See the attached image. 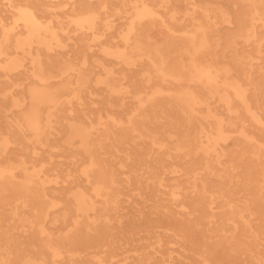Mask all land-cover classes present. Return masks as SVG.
<instances>
[{"label":"bare ground","instance_id":"1","mask_svg":"<svg viewBox=\"0 0 264 264\" xmlns=\"http://www.w3.org/2000/svg\"><path fill=\"white\" fill-rule=\"evenodd\" d=\"M21 17L32 37L39 39L42 32L48 31L41 30L32 14ZM154 17L145 6L133 22L141 24L143 19ZM246 19L251 22L248 29L253 28L252 32L236 30L234 38L248 37L246 42H257L254 54L262 58V35L255 26L264 17L256 12ZM133 29L131 26L128 35L134 33ZM147 31L137 30V57L150 60L142 78L146 98L143 101L142 92H137V104L143 109L131 112L126 122L107 112L106 116L100 113L96 123L88 112L78 109L74 111L83 121L66 124L61 100L71 88L67 85L61 93L47 88L43 76L51 73L40 64L35 74L46 85L30 90L31 106L23 109L26 112L17 130L7 129L0 153L9 154L8 136L24 144V138L31 135L34 139L28 141V147H19L22 153L35 155L39 145L48 150L57 148L81 160L72 162L74 168L63 179L68 183L65 188L57 187L65 169L54 176L43 175L39 169L30 170L25 158L15 163L11 157L8 166L0 167V223L9 218L20 230L21 222L26 220L41 242L33 248V256L26 257L16 249L18 239L0 227V264H124L125 260H116L119 251L134 252L139 259L135 264H151L156 252L145 251L149 246L144 239L120 228L124 190L134 185L137 191L144 190L155 198L150 214L139 211L137 216L161 228L160 233L149 236L156 242L180 243L183 250L192 253L194 264H241L246 260L264 264V257L255 250L259 234L253 229L252 217L235 196L236 185L249 183L252 171L264 167V70L255 69L260 64L253 61L251 51L237 46L229 67L200 61L211 55L203 56L208 49L207 30H197L199 42L196 34L186 41L178 37L165 43L168 56L147 54L141 38ZM52 35L59 41L57 34ZM10 40V33L5 32L0 53L3 47H12ZM30 45V40H19L13 47L26 50ZM195 54L203 57L196 58ZM213 60L219 61V55ZM48 65L57 67L50 61ZM16 66L8 65L6 69ZM154 77L162 82L171 78L179 84L198 82L202 92L181 91L170 95L171 103L157 102V92H147ZM85 83V79L79 81L76 97ZM107 85L113 93L122 92L116 84ZM216 102L223 106L222 112L211 107ZM172 105L181 107L179 121L170 112ZM43 112H47L46 124ZM247 123L254 127L255 134L247 131ZM55 128L59 138L56 146L48 139ZM233 134L242 150L228 154L224 147ZM13 155L18 154L13 151ZM170 156H175L185 170L183 178L176 167L168 164ZM242 168L247 169V181L239 173ZM125 175L129 177L123 178ZM52 211L57 212L51 218ZM47 222L61 224L65 230L50 232ZM113 228L124 234L121 245H116ZM139 250L143 254L137 255Z\"/></svg>","mask_w":264,"mask_h":264},{"label":"rangeland","instance_id":"2","mask_svg":"<svg viewBox=\"0 0 264 264\" xmlns=\"http://www.w3.org/2000/svg\"><path fill=\"white\" fill-rule=\"evenodd\" d=\"M257 2L253 5L249 0H0V46H3L5 32L10 33L12 46L3 47L0 53V106L3 108L0 110V145L7 136V129L11 127L17 130L19 121L26 112L23 109L31 106L30 90L44 88L45 83L40 82L35 74L40 64L47 67L51 73L43 76L47 79V85L45 84L47 88L59 93L63 92L67 85L71 88L61 100L65 105L62 107L64 110L62 116L66 124L83 121L78 117V112L74 111L78 109L88 112L89 118L96 123L100 113L106 116L108 112L111 116L126 122L131 112L142 110L143 108L137 104L136 95L137 92H142L143 101L146 98L142 78L150 60L148 57H137V30H148L141 36L142 45L146 48L144 53L159 56L169 55L164 44L170 40L182 37L186 41L194 37L197 30H207L208 49L203 56L211 55L203 57L201 54H195L196 58L203 57L200 61L219 62L223 67H229L233 61V50L237 46L239 50L251 51L253 61L260 64L255 69L264 70V57L254 54L258 43L246 42L248 38L246 36L243 39L234 38L236 30H247L246 34L252 32L253 28L248 29L251 22L246 19L247 17L256 12L264 17V0ZM136 6L139 7L138 10ZM145 6L155 14V17L145 18L141 24L133 22L137 12ZM22 14H32L41 25V30L48 31L42 32L39 39L32 37L21 17ZM244 21L245 23L241 24ZM143 24L141 29L139 26ZM131 26H134V33L128 35ZM255 30L262 35L264 47V21H258ZM53 33L59 36V41L54 39ZM128 36L130 37L127 38ZM196 38L197 42L201 39L199 34ZM19 40L24 42L30 40L31 45L27 46L26 50H16L13 46ZM216 54L219 55V61L213 60ZM49 61L57 67H50ZM185 64L186 69L193 73L189 63ZM8 65L17 66L6 69ZM83 79L86 80L85 87L76 97L75 90L79 86V81ZM108 83L116 84L118 90L122 89V92H111ZM149 86L147 92H157L155 100L164 104L171 103L170 95H177L181 91L202 92L198 82L184 81L179 84L171 78L167 82H162L160 77H154ZM160 91L163 93L158 94ZM211 107L219 112L224 110L217 102ZM180 111L179 105H172L170 109L178 121ZM42 120L43 124H46L47 112H43ZM57 128L49 132L48 139L54 146L59 141ZM246 129L250 134H255L251 124L247 123ZM8 139L9 154L0 153L1 168L8 166L11 157L15 163L25 158L30 170L39 169L43 175L54 176L65 169L62 182L57 187H68V183L63 182V179L68 170L74 168L72 164L74 159L77 162L81 157L74 158L57 148L48 150L39 145L35 155L26 154L22 153L19 147L21 145L28 147V141L33 140V136L25 137L24 144L10 136ZM224 148L229 154L242 150V145L237 143L236 135L233 134ZM13 151L18 155H13ZM168 164L176 167L178 175L183 178L185 170L180 167L175 156H170ZM16 173L19 174V171L16 170ZM239 173L242 179L247 181V169L242 168ZM127 177L129 176H123ZM249 183L236 185L238 195L235 196L240 207L249 210L248 215L252 217L253 229L259 234L255 250L264 257V167L252 171ZM82 186L84 187L85 183ZM223 186L226 188L225 184ZM122 204L124 207L120 228L123 231H134L136 236L144 239V244L149 246L145 251L156 252L151 264H164L165 261L171 264H194L192 253L183 250L180 243L166 245L149 237L150 234L160 233L161 228L151 226L146 219L137 216V213L143 211L150 214L155 204L153 196L144 190L137 191V186L134 185L131 189L124 190ZM56 212H50V217L52 218ZM47 223L50 232L58 233L65 230L61 224ZM16 224L7 218L0 223V227L5 233H12L13 237L18 239L17 250L26 257L33 256V248L40 246V240L34 236L32 225L28 221L21 222L20 230H16ZM114 230L112 236L116 245H121L124 234ZM1 233L0 230V235ZM119 252L121 255L117 257V261L125 260L124 264L139 262L134 252L128 254ZM139 254H143V251H137V255ZM241 264L254 262L246 260Z\"/></svg>","mask_w":264,"mask_h":264}]
</instances>
